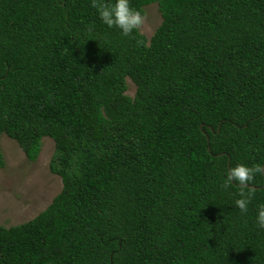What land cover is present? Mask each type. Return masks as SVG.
Returning a JSON list of instances; mask_svg holds the SVG:
<instances>
[{
	"label": "trees",
	"instance_id": "16d2710c",
	"mask_svg": "<svg viewBox=\"0 0 264 264\" xmlns=\"http://www.w3.org/2000/svg\"><path fill=\"white\" fill-rule=\"evenodd\" d=\"M151 3L146 37L92 0H0V135L29 161L50 137L61 178L0 225V264H264L263 175L224 183L264 162V0H129Z\"/></svg>",
	"mask_w": 264,
	"mask_h": 264
},
{
	"label": "rangeland",
	"instance_id": "374dc122",
	"mask_svg": "<svg viewBox=\"0 0 264 264\" xmlns=\"http://www.w3.org/2000/svg\"><path fill=\"white\" fill-rule=\"evenodd\" d=\"M161 20L155 3L145 6L139 31L149 37ZM126 94L132 96L135 86L126 77ZM37 158L29 161L16 141L0 135L4 165L0 168V225L24 222L41 211L61 188V178L48 168L54 143L50 137L41 139Z\"/></svg>",
	"mask_w": 264,
	"mask_h": 264
},
{
	"label": "clouds",
	"instance_id": "9594fccd",
	"mask_svg": "<svg viewBox=\"0 0 264 264\" xmlns=\"http://www.w3.org/2000/svg\"><path fill=\"white\" fill-rule=\"evenodd\" d=\"M92 6L97 8V15L100 22L108 28L115 27L123 36H127L134 30H137L143 22L142 13L129 6V0H106L97 4L96 0H92ZM260 162L253 165H247L241 162L229 165L225 170V181L235 182L239 185H245L253 180L256 173L264 172ZM251 193L241 191L238 198L234 200L235 206L244 213L248 209V203ZM254 223L259 229H264V203H259L255 209Z\"/></svg>",
	"mask_w": 264,
	"mask_h": 264
},
{
	"label": "water",
	"instance_id": "95a60500",
	"mask_svg": "<svg viewBox=\"0 0 264 264\" xmlns=\"http://www.w3.org/2000/svg\"><path fill=\"white\" fill-rule=\"evenodd\" d=\"M227 167H228V161H227ZM262 169H264V163L262 164ZM262 175H263V178H264V172H262ZM245 186L252 187V188H256L257 187V186H253V185H249V184H247Z\"/></svg>",
	"mask_w": 264,
	"mask_h": 264
}]
</instances>
